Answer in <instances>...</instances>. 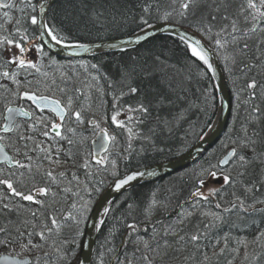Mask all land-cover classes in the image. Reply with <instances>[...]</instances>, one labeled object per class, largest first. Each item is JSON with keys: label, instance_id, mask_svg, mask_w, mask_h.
I'll use <instances>...</instances> for the list:
<instances>
[{"label": "trees", "instance_id": "1", "mask_svg": "<svg viewBox=\"0 0 264 264\" xmlns=\"http://www.w3.org/2000/svg\"><path fill=\"white\" fill-rule=\"evenodd\" d=\"M11 3L14 5L11 8H0V35H13L19 40L20 35L15 31L17 27L22 31L26 28L30 35L35 34L36 28L31 25L30 16L36 12L21 0H11ZM32 3L35 5L36 0H32ZM243 3L244 0H199L198 6L194 9L195 17L190 13L189 19L178 25L195 31L191 25L196 20L207 17V22L214 25L215 31L229 23L222 19L227 13L229 17L237 18L239 28H250L251 24L246 25L243 17L238 16L239 8ZM146 4L152 6L151 13L147 16L150 25L165 22L159 18L157 5L162 13L170 7L171 0H56L48 12L47 22L62 28L71 42L107 40L129 35L147 27L144 25L138 27L140 17L146 15L143 12ZM217 7L220 8L219 12L215 11ZM21 8L24 9L23 12L20 11ZM5 11L9 13L10 19L4 17ZM212 15L217 16L215 21H211ZM179 19L178 16H174L168 22L175 24ZM17 20L21 21L19 26L16 24ZM195 32L213 48L201 32ZM262 41H264V33L259 30L241 40L239 48H242L245 42L249 47L244 54H239L237 49L236 63L228 65L231 71L225 68V62L217 56L227 79L231 99L230 116L224 131L218 140L192 163L168 175L136 185L114 198L108 204L110 212L104 215V223L99 228L91 264H149V262L150 264H198L205 251L212 257L210 264H227L230 259L233 260V264H264V240L255 242L257 233L264 230V211H254L251 207L245 212L235 209L231 213H225L223 223L210 230L209 237L212 244H215L216 239H220V244L216 248L211 247L209 240L205 239L200 242V250L197 251L191 243L186 247L183 242L178 243L177 236L164 235V229L169 225H174L177 230L182 228L180 235L194 233L197 224L203 228L207 220L201 216V209H192L189 203H185L191 201L193 178L202 169H208L209 165L216 164L227 150H230L232 140L243 136L242 127H246L248 135L256 140V153L250 149L244 151L250 157L264 153V42ZM25 44L27 43L23 46ZM44 51L47 55L41 56L34 48L30 60L36 62L41 67V72L48 74L47 77L36 73L35 70H29L31 74L27 76L21 74L17 79L21 82L25 79L30 80L33 82V87L39 82L40 92L53 98L66 99L71 95L75 101L74 109L81 111L84 123H77L73 116H66L64 127L76 129L75 136L64 133V129H61L62 134L69 135L75 141L70 146L67 140L43 136L42 124L29 130L28 125L40 116L47 118L49 128L52 122L61 123L53 113L37 109L26 100H18L11 105L24 107L32 113L28 119L19 118L15 123L22 127L24 135L32 136L42 147L52 146L54 157L55 150L59 147L60 165L57 167L49 164L43 159L44 154L38 150L29 152L34 160L39 157L38 163L41 165L40 172L35 175L37 186L50 187L55 197L51 194L48 196L35 194L36 199L44 201L43 207L34 202L23 201L19 197H11L13 205H22L19 210L9 211L0 206V227L7 229L6 233L0 234V239L6 236L17 238L16 242L0 244V255L6 253L28 257L30 264H37V257L39 264H78L88 217L102 190L114 179L111 173L115 171L120 176L130 170L172 159L184 153L202 135L214 118L217 108L216 87L210 73L205 72L202 62L191 57L179 38L171 35H158L132 49L90 57H60L45 47ZM231 51L230 47L229 52ZM9 59L11 57L8 45L0 47V65H6ZM92 64H96L98 70L92 69ZM246 65L255 66L245 67ZM6 66L9 69L15 68V65ZM133 67L137 71L131 75V79L121 80L122 69ZM2 70L3 68H0V71ZM94 75L99 77V86L103 89V95L96 90V82L91 80V76ZM252 79L256 80L257 86L255 89H248L246 85ZM0 84L4 85V88H0V125H2L5 113V103L2 99L6 94L4 89L16 91L17 86L3 77H0ZM109 84L112 85L111 88ZM129 85L138 89L136 94L129 92ZM60 88L65 89V92H60ZM76 89H80V92ZM122 91L124 95L118 102L125 110L118 119L124 121L128 127H132L134 132L139 133L131 140L126 129L119 128L111 122L114 96L120 97ZM252 93L255 97L249 99ZM141 101L149 106V115L144 118L143 123L128 121L129 115L139 114L128 113L126 106L135 107ZM253 108H259V111L253 112ZM90 119L99 121L100 126L106 128L109 135L115 137V141H109L106 150L98 157L108 158L105 163L99 165L92 156V140L96 136V130L88 124ZM0 135H7L8 144H15L20 147L21 152L24 151L22 142L16 139L17 133L0 132ZM224 144L229 148L225 149ZM32 146V142H29V147ZM6 149L10 155H16L13 147ZM16 158L23 159L22 156ZM85 161L88 167H84ZM112 161L116 163L115 168L112 167ZM0 168L7 172L10 166L0 165ZM52 169H55L56 173L65 172V177L55 183L47 181L43 173ZM33 171L35 172V168ZM237 172L238 169L233 170L232 175L237 176ZM207 177L205 176L204 179ZM240 179L237 177L234 186L225 187L222 193L225 196L223 201L225 207L228 206L227 201L233 199L231 195L233 192L244 197L248 204L256 200H264V165H261L259 160L248 168L247 175L242 178L245 183L255 184L258 191L245 193L239 182ZM20 190L27 191L24 188ZM0 191L8 194L5 186H0ZM153 199L158 203L152 208L151 215L146 216L145 209ZM83 200H90L91 203L85 214L86 219L77 228L74 221H65L64 216L67 213L79 216L78 209ZM218 200L220 197L211 198L210 205H204L202 210L218 211L215 209ZM74 203L77 205L76 209L72 207ZM129 203L134 206L131 214L127 207ZM182 203L185 211L191 210L194 214L180 225L176 221ZM255 208L264 209V203H256ZM32 212L37 213L35 220L32 218ZM51 216H55L61 224L60 231L57 233L53 230L52 235L45 241H42L38 235H33L31 237L33 244L41 247L22 250L20 244L21 242L26 244L28 237L25 235L21 241L18 233L26 231L25 222L29 225L27 231H31L30 225L33 223L37 225L36 230L39 231L44 224L51 227ZM131 222L137 224V231L132 232L130 236L131 230L126 227V223ZM154 228L155 239L152 238ZM77 230L82 235L77 236ZM226 233L230 237L229 249L217 258L213 256V252H219L220 248L224 247L223 238ZM138 236L148 240L152 250H145L143 244L137 245ZM238 237L245 238L249 244L248 260L244 259L243 247H240L238 253L231 251L236 247L235 240ZM73 239H75L74 243ZM165 240L171 247L167 249L161 247L159 253L154 251L157 245L162 246ZM144 256H148L149 260H144ZM185 256H194L195 259L186 261ZM253 256L255 259L252 258Z\"/></svg>", "mask_w": 264, "mask_h": 264}, {"label": "snow or ice", "instance_id": "2", "mask_svg": "<svg viewBox=\"0 0 264 264\" xmlns=\"http://www.w3.org/2000/svg\"><path fill=\"white\" fill-rule=\"evenodd\" d=\"M28 8H31L33 12H36V8L39 7L40 13H45L46 5L40 3L39 5H34L32 0H21ZM199 0H171V5L168 9H165L162 13L160 12L159 5H157V13L159 14V18L165 22L170 21L174 16H178L180 19L175 21V24H181L184 21L189 19V14L191 13L193 17H195L194 9L198 6ZM14 5L9 0V3H3V0H0V8H11ZM151 5L146 4L143 8V12L146 15H142L139 20L138 27L140 25L151 27L149 23L148 15L151 13ZM21 12L24 11L23 8L20 9ZM216 12L220 11V8L217 7L215 9ZM5 18H9V13L5 11L3 13ZM238 16H242L244 23L246 25L251 24V27L241 29L238 27L237 18H231L227 13L222 17L223 20L228 21L229 23L224 24L223 27L214 31V25L211 22H207V17L203 19L196 20L191 26L195 31L201 32L212 44L213 48L209 49V47L202 43V41L190 33H186L183 30H180L177 35L181 43L185 46L187 52L190 53L191 57L196 58L205 66V72L215 73V60L212 55V51L215 50L216 56L223 59L225 62V68L229 71L228 67L229 63H236V55L246 53L249 45L247 42L243 44L242 48H239L241 40L245 39L249 36L250 33H256L258 30L261 33H264V0H244V3L240 6ZM217 19L216 15L211 16V21H215ZM31 25L35 26L36 33L28 34V30L25 28L23 31L17 27L16 33L20 35V39L17 40L13 35H0V47L4 45L14 46L19 50V55H13L11 59L6 62V65H15L14 69H9L6 65H0V68H3L0 71V77L11 80L13 84L17 86L16 91H11L8 89H4L5 95H3L2 99L5 103V111L6 115L4 116V123L0 125V132L5 134L7 133H17L16 139L22 142V147L24 149L23 152L20 151V147L15 146V144H8L7 141L9 137L7 135H0V165H8L10 169L5 172L3 168H0V186H5L8 190V194L0 191V206L3 209H7L12 211L14 209L19 210L22 205L15 204L13 205L11 197H19L23 201L34 202L38 205L44 206V201L38 200L35 198L34 193H38L43 196H48L51 194L55 197V193L51 192V188L48 186H37V182L35 180L36 173L40 172L41 165L38 163L39 157L35 160L29 155L31 151H39L42 152L43 159L47 160L49 164H54L57 167L60 165L59 153L61 149L59 147L56 148V155L53 156L52 146L47 148L42 147L40 144L36 143L32 136L24 135L23 129L20 125L15 123V116L19 115L22 117H30L32 113L26 110L24 107H13L11 105L15 104L16 101L26 100L31 101L37 108L43 110L45 108L50 109L56 116L59 117L61 123H51V127H48L47 118L40 116L36 117L34 122L29 124V130L35 129L38 125H43L42 135L45 137H55L60 140H67V143L72 146L75 141L66 134H62L61 129H64V133L71 134V136L76 135V129L74 127H64L66 116H73L77 123L83 124L84 120L82 117V113L79 110L74 109L75 101L71 95L67 96L66 99H57L50 97L48 95L42 94L39 90V82H37L36 86L33 87V82L25 79L24 82H21L17 79V77L21 74L27 76L31 74L29 70H35L36 73H40L42 76L47 77V73L41 72V67L38 66L36 62H33L30 59H26L24 53L27 49L23 46L24 43L29 44L34 47L36 52L41 56L47 55L44 51L45 45L51 46H62L64 49L69 48H79L87 51L88 46L84 43L80 42H71L69 40L68 35L63 33L62 28H58V26L54 23H48L44 20H41L38 15L33 14L30 16ZM21 23L20 20L16 21V24L19 26ZM169 27H174L173 25H169ZM229 28L231 31H229ZM240 33V35H237ZM142 39H144L143 30L140 35L133 34L130 36L124 43H139ZM35 41V42H34ZM264 42V41H262ZM113 47H115L113 45ZM232 48V51L229 52V48ZM238 49V52H237ZM51 61V57H49ZM83 67V63L81 64ZM255 65H246L245 67H254ZM92 69H97L98 66L96 64L91 65ZM137 69L135 67L128 69L124 68L121 72V80L125 78L131 79V75L135 73ZM203 74V73H202ZM91 80L96 82V90L103 95V89L99 86V77L91 76ZM257 86V82L255 79H252L249 83H247L246 87L248 89H255ZM111 88L112 85L109 84ZM129 87V92L131 94H136L138 89L136 87ZM0 88H4V85L0 84ZM60 92H65V89L60 88ZM77 92H80V89H76ZM124 95L123 91L120 93V97L114 96V104H113V114L111 116L112 124L116 125L119 128L126 129L129 140H131L134 136H138L139 133L134 132L132 127H128V125L118 119L121 113L125 110L119 104V99ZM255 94L252 93L249 96V99H254ZM162 102V100H161ZM248 101H245L247 103ZM126 111L128 113H138V116L129 115L127 117L128 121L135 120L136 123H143L144 118H146L150 113V108L143 101L138 103L135 107L132 105L126 106ZM253 112H258L259 108H253ZM88 124L96 130L95 135L99 139V147L101 150H106L105 145L109 141H115V137L109 135L108 130L106 128H102L100 126V122L95 119H90ZM241 131L243 132V136L237 137L232 140V147L230 150H227L226 154L220 158L216 164L209 165L208 169H202L200 173L196 174L193 178V189L190 192L191 201L185 202L189 203L192 209L200 208L201 216L204 217L207 222L203 224V228L200 227L199 224L196 225V231L191 234L180 235L179 232L183 229L177 230L174 225H169L164 229V235L167 236L169 234L177 236V242H183L186 247L187 244L191 243L196 247L197 251L200 250V242L207 239L209 240V244L211 247L216 248L220 244V239H216L215 244L211 243V238L209 237V232L211 229L218 227L224 220L225 213H231L235 209H239L241 212L247 211L249 207L253 208L254 211H264V209H256V203H264V200H256L253 201L252 204H248L244 197L237 195L233 192L231 195L233 199L231 201H227L228 206L225 207L223 205V201L225 200V196L222 195L224 193L225 187H232L237 182V177L241 178L240 183L244 188L245 193H252L254 190L258 191L255 184H248L243 181V177L247 175L248 168L256 161L259 160L261 165H264V153L249 156L244 149H250L253 153H256V140L248 135V131L246 127H242ZM29 142H32V147H29ZM13 147L16 155H9L5 149L7 147ZM223 147L228 149L229 146L224 144ZM162 151V149H161ZM16 156H22L23 159H17ZM93 158L95 159L96 164H103L108 159L104 158H96L97 153H92ZM84 167H88L87 161H85ZM112 167H116L115 161H112ZM35 168V172L33 169ZM238 169L237 176H233V170ZM19 170V171H17ZM148 175H153L152 172H148ZM111 175L114 177V189L115 191H120L125 186L129 185L130 182L136 181L138 177H142L144 173L142 172H131L125 173L123 176H119L118 172H112ZM43 176L47 181L52 183L57 182L65 177V172L56 173L55 169L47 170L43 173ZM205 176L211 177L213 180H223V184L219 187L209 188L207 193L202 192L200 189L205 185L206 180ZM73 179H75V174H73ZM21 188L27 189V191L20 190ZM99 191V189H96ZM10 194V195H9ZM220 197L215 203V209L218 211H203L204 205H210L211 198ZM91 201L83 200L79 206L78 212L79 216H75L72 213H67L64 216V220H72L79 227V224L86 219V213L89 209ZM158 202L153 199L149 204L148 208L145 209L146 216L151 215L152 208ZM74 209L77 208V205L74 203L72 205ZM128 212H131L134 209L133 204H128ZM110 212L109 207H103L102 214L108 215ZM193 211H185L184 204H181V212L178 214L176 223L183 225L184 220L193 215ZM33 220L37 218V213H31ZM51 227H48L47 224L41 226V229L37 231V225L35 223L31 224V231H27L29 227L28 223L25 222V232H19L20 240L22 241L25 235L28 237L27 243L21 242L20 247L22 250H30L32 248H40L41 245L33 244L31 237L33 235H38L42 241L47 240L55 230L57 233L61 229V224L58 222L55 216H51ZM104 221L101 219L98 223H95L93 227L99 229L100 225L103 224ZM126 227L130 229L129 235L131 236L132 232L137 231V224L135 222L126 223ZM147 231V230H145ZM7 229L0 227V234L6 233ZM76 235H82V233L77 230ZM156 230L153 229V239H155ZM229 234H225L223 241L224 247L220 248L219 252H213V256L220 257L225 251L229 249ZM16 237H8L6 236L4 239H0V244H9L16 242ZM264 240V230H261L257 233L255 237V242L259 243ZM75 239H73V243ZM67 243V241H65ZM137 245L143 244L145 250H152L148 240H145L143 237H137L136 239ZM236 247L231 249L232 252L238 253L240 247L244 248V259L248 260L249 257V244L245 238H236L235 240ZM55 246V245H53ZM170 248L171 245L167 240L164 241V244L157 245L156 251L159 253L160 248ZM139 250V248H137ZM59 251V249H57ZM47 256V253H45ZM255 259V256L252 257ZM144 260L148 261V256L143 257ZM187 260H194V256H185L184 258ZM212 257H210L207 252H203L202 260L198 262V264H210ZM234 259V257H233ZM12 264H30L28 260H14ZM37 264H39V257H37ZM84 264V261L81 262ZM150 264V262H149ZM227 264H233V260H228Z\"/></svg>", "mask_w": 264, "mask_h": 264}, {"label": "water", "instance_id": "3", "mask_svg": "<svg viewBox=\"0 0 264 264\" xmlns=\"http://www.w3.org/2000/svg\"><path fill=\"white\" fill-rule=\"evenodd\" d=\"M7 1L8 0H3V3H7ZM55 1L56 0H36V5H39L40 3H43L46 5L45 13H40L39 7H37L36 15H38V17L41 20L46 21L47 14ZM169 25H173L174 27H169ZM142 30H143L144 39H142L139 43H135V42L124 43V41H126L133 34L140 35L142 33ZM180 30H183L186 33H190L192 36L200 39L203 44L208 46L206 41H204L202 37L198 35V33H196L195 31L187 27L174 24V23H170V22H157V23L152 24L151 27L147 26L129 35L107 39V40H101V41L80 42L88 46L87 51L83 49H79V48L64 49L62 46L45 45L44 47L50 52L60 55V56H65V57H70V58L90 57V56H94V55H98L102 53L124 51L128 49H132L138 46L139 44H141L142 42L152 37L158 36V35H171V36H175L178 38L177 33ZM113 45L115 47H113ZM209 49L211 48L209 47ZM212 55L215 60L216 71L215 73H211V72L209 73L212 76L214 83H215V87H216L217 108H216V113L214 115V118L210 126H208V128L202 133V135L181 155L175 158H172V159L155 162V163L148 164V165L130 170L128 172H125V173L142 172L144 173V175L142 177H138L136 181L130 182L129 185L125 186L120 191H115L114 179L102 190V192L100 193L88 217L85 236L83 239L78 264H81L82 261H84V264H91L92 262L95 241H96V237L99 231V229L93 227V225L95 223H98L101 219L102 220L104 219V215L102 214L103 207H107L108 204L114 198H116L118 195H120L124 191L136 185L168 175L192 163L193 161L198 159L209 147H211L218 140L221 133L224 131L227 125L228 118L230 116V92H229L226 78L224 76L220 63L214 51H212ZM34 106L36 107V105ZM13 107H18V106H13ZM43 110H49L50 112H52L50 109H47V108ZM53 114L55 115V113ZM5 115H6V111L4 113V116ZM56 117L59 119L58 116ZM19 118L28 119L29 117H22V116L16 115L15 122ZM4 122L5 121H3V123ZM108 143L109 142L106 143L105 148L108 147ZM5 151L10 155L7 149H5ZM103 151L104 150H101L99 147L98 137L95 136L94 139L92 140V152H96L97 153L96 158H98L100 157ZM148 172H152L153 175H148L147 174ZM125 173H123L120 176L125 175ZM14 260H28L30 262L28 257H18L14 255H9L6 253H3L0 255V264H12Z\"/></svg>", "mask_w": 264, "mask_h": 264}, {"label": "rangeland", "instance_id": "4", "mask_svg": "<svg viewBox=\"0 0 264 264\" xmlns=\"http://www.w3.org/2000/svg\"><path fill=\"white\" fill-rule=\"evenodd\" d=\"M24 47L27 49V51L24 53L25 58L26 59H32V57H33V49L34 48L32 46H30L29 44H25ZM8 50H9L10 57H12L13 55H19V50L17 48H15L14 46H8ZM205 180H206L205 185L200 189L204 193H207L209 188H212V187H216L217 188L218 186L223 184V180L222 179L213 180L209 176ZM35 194H37V193H34V195Z\"/></svg>", "mask_w": 264, "mask_h": 264}, {"label": "bare ground", "instance_id": "5", "mask_svg": "<svg viewBox=\"0 0 264 264\" xmlns=\"http://www.w3.org/2000/svg\"><path fill=\"white\" fill-rule=\"evenodd\" d=\"M36 5V4H35ZM48 15V14H47ZM46 22H47V18H46ZM188 28V27H187ZM207 43V42H206ZM208 44V43H207ZM209 46V45H208ZM210 47V46H209ZM211 48V47H210ZM212 49V48H211ZM214 51V50H213ZM115 52H117V51H115ZM54 54V53H53ZM55 55H57V54H55ZM216 55V54H215ZM57 56H60V55H57ZM60 57H65V56H60ZM217 57V56H216ZM225 76V75H224ZM226 78V77H225ZM226 81H227V79H226ZM227 85H228V83H227ZM228 88H229V86H228ZM230 108H231V99H230ZM52 113V112H51ZM229 119V118H228ZM228 122V121H227ZM210 126V125H209ZM222 134V133H221Z\"/></svg>", "mask_w": 264, "mask_h": 264}]
</instances>
